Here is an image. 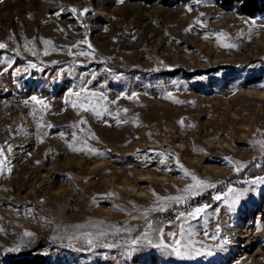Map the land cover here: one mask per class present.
I'll use <instances>...</instances> for the list:
<instances>
[{
  "label": "rangeland",
  "instance_id": "374dc122",
  "mask_svg": "<svg viewBox=\"0 0 264 264\" xmlns=\"http://www.w3.org/2000/svg\"><path fill=\"white\" fill-rule=\"evenodd\" d=\"M223 2L0 0V264H264V14Z\"/></svg>",
  "mask_w": 264,
  "mask_h": 264
},
{
  "label": "bare ground",
  "instance_id": "6f19581e",
  "mask_svg": "<svg viewBox=\"0 0 264 264\" xmlns=\"http://www.w3.org/2000/svg\"><path fill=\"white\" fill-rule=\"evenodd\" d=\"M198 137H201L200 135ZM165 142H173V143H176V147L179 149V150H183L184 149V145L183 144H179V142L177 140L174 141V139L172 138V134H169L167 137H165L163 139ZM207 144L209 145V147L211 149H216L217 147H222V148H226V149H231L230 151L232 152H235L236 150L234 148H229L228 144L223 140L222 136L220 134H217L216 136H214L213 138L209 139L207 141ZM187 150V149H186ZM185 152V150H183ZM195 163H197L198 166H201V167H204L206 168L208 165H206V161L203 160L202 158L200 157H197L195 159ZM146 180L148 182V184L150 183H153L154 182H159L157 179L153 180V179H150L149 177H146ZM227 236L228 237H236L235 235H231L229 234V232H227ZM232 241H236V242H241L243 244V247L246 249V250H250V249H254L256 247V245L253 243V241H251L250 239H238V240H231Z\"/></svg>",
  "mask_w": 264,
  "mask_h": 264
},
{
  "label": "snow or ice",
  "instance_id": "6c2138e0",
  "mask_svg": "<svg viewBox=\"0 0 264 264\" xmlns=\"http://www.w3.org/2000/svg\"><path fill=\"white\" fill-rule=\"evenodd\" d=\"M119 2L120 3H123V0H119ZM191 10V9H190ZM73 11L75 12L76 11V9H73ZM88 10L87 9H85L84 10V12H87ZM46 43H50V42H47L46 41ZM4 47H6L4 44H0V48H4ZM89 47H91L90 45H89ZM77 95H78V93H77ZM32 99L33 100H37V98L36 97H32ZM38 103L40 102V101H37ZM77 105L76 104H73V107H76ZM81 107H85L84 105H81ZM85 110H87L86 108H85ZM97 115H100V113H96ZM49 127H50V125H49ZM70 147H71V145H70ZM79 149H76V148H73V151H78ZM0 151H2V150H0ZM8 151H11V148L9 147L8 148ZM4 163V161L3 160H0V165H2ZM186 171V170H185ZM237 171H239V168H237ZM186 174H187V171H186ZM192 179L193 180H195L196 181V184L195 185H193V186H190V188H201V187H215V185L214 184H212V185H210V184H206L204 181H201V180H197V178L195 177V176H193L192 177ZM252 183L253 184H255V183H264V178H258L257 180H255V181H252ZM228 193H236V189H233V188H229L228 189ZM241 195H243V192H240V193H238V194H236L235 195V197H234V203L235 202H238V200L240 199V196ZM215 199L216 200H221V196L220 195H217L216 197H215ZM208 207V205H204L203 207H198V208H196L192 213H189V215L190 216H192L193 218H195V217H197L200 213H202V212H204L205 211V209ZM181 215H183V214H181ZM25 235H31V233H25ZM215 238V237H214ZM134 243H135V241H134ZM177 243H179V241H177ZM175 251H176V253L179 255L180 254V250H179V248H176L175 249Z\"/></svg>",
  "mask_w": 264,
  "mask_h": 264
},
{
  "label": "trees",
  "instance_id": "16d2710c",
  "mask_svg": "<svg viewBox=\"0 0 264 264\" xmlns=\"http://www.w3.org/2000/svg\"><path fill=\"white\" fill-rule=\"evenodd\" d=\"M131 1H146L147 3H154L158 0H131ZM167 2L168 0H164ZM227 4L239 6V11L249 16L256 14H264V0H221ZM223 2V3H224Z\"/></svg>",
  "mask_w": 264,
  "mask_h": 264
}]
</instances>
